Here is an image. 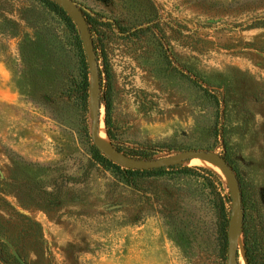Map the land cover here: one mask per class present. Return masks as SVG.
<instances>
[{
	"label": "rangeland",
	"instance_id": "1",
	"mask_svg": "<svg viewBox=\"0 0 264 264\" xmlns=\"http://www.w3.org/2000/svg\"><path fill=\"white\" fill-rule=\"evenodd\" d=\"M74 1L103 22L154 27L136 38L107 31L109 77L99 57L93 63L101 98L111 85L108 124L101 104L111 147L145 150L151 163L228 153L250 183L264 230V0ZM0 9L17 21L0 19V178H8L0 186V240L8 246L0 245V264H229L217 193L202 177L141 180L136 190L95 165L86 182L69 183L78 193L69 190L56 206L42 203L37 196L53 178L80 176L93 157L90 51L79 30L86 65L75 34L38 0H1ZM87 71L85 106L80 84ZM202 88L221 92L225 103ZM216 128L226 132V145ZM192 159L181 164L208 169ZM225 174L216 175L232 214L239 197ZM155 190L172 195L171 217L134 223L143 194Z\"/></svg>",
	"mask_w": 264,
	"mask_h": 264
},
{
	"label": "trees",
	"instance_id": "2",
	"mask_svg": "<svg viewBox=\"0 0 264 264\" xmlns=\"http://www.w3.org/2000/svg\"><path fill=\"white\" fill-rule=\"evenodd\" d=\"M1 1V0H0ZM44 6L48 7L52 12H54L57 16H59L70 28V30L75 34L76 44L79 47L81 57L83 62L86 64L87 60V51L85 49V45L83 40L81 39V34L78 29V24L74 21L73 17L69 14V12L62 6L51 0H38ZM1 10V9H0ZM216 12V11H215ZM86 21L89 25V30L92 36L94 50L102 60V65L104 66V72H107V76L109 77L108 71V63L106 60V41L108 37L107 31L117 30L119 34L127 35L128 38H136L145 34L146 32H150L153 30L152 24H148L144 27H134L124 28L121 26L118 20L112 22H103L100 20L98 15H91L84 13ZM0 13V19L6 20L9 24L13 26H17V21L8 17H4ZM258 23V22H257ZM13 31V30H12ZM87 65V64H86ZM88 70V67H86ZM89 72L87 71L83 77L81 82V99L85 106L88 104V92L90 89L89 82ZM103 80L101 79V87H103ZM204 93L211 98L216 104L219 106L221 103H225L222 100L223 95L221 92L215 90H208L207 88H202ZM111 92V85L106 82V89L103 93V98H101V104H105L106 113H107V124L108 117L110 115L111 109V100L109 99V94ZM215 134L217 137L221 136L224 144L227 143V135L226 132L220 130L218 128L215 129ZM111 140L112 135L110 130H108L107 134ZM114 148L124 156L134 159L137 161H150L152 158L148 156L147 151L138 150V151H125L120 147L113 144ZM226 162L233 169L234 173L237 176V180L239 183L240 191H241V201H242V209H243V235H244V250L245 257L247 260V264H264V230L262 227V217L261 214L256 209V206L252 200L251 196V186L248 181H246L242 175L239 173L237 166L234 164V161L227 153L225 154ZM95 165H100L104 167L106 170L113 171L117 176H119L124 184L127 186L139 190L141 180H151V181H166L167 183L175 182L179 178L183 177H202L206 180L207 185L213 190H216L217 199L219 202V211L220 216L223 220V240L225 242V248L229 249V236L228 229L230 225V199L226 196H222V181L218 178L216 173L212 172L209 168L203 167H190L184 166L183 164H174L165 167L152 168L149 170H133L126 169L113 161L109 160L97 147H94L92 160L86 166V170L80 176H67L64 174H59L57 177L53 178L50 183V190L43 188L40 190L38 194V198L43 201L42 203L48 207L56 206L57 204L63 203L64 200L68 196L69 190H75L69 186V183L82 184L86 182L87 177L91 175V168ZM8 182V178H0V186L4 183ZM76 193L79 190H75ZM221 192V193H220ZM32 194L30 197H32ZM79 198V196H77ZM145 202L138 208V215L140 218L134 223H137L140 220H145L148 217H159L163 221H168L171 217V210L168 208V204L171 203L172 195L169 192H164L161 190H155L153 192H146L143 194ZM35 198V197H34ZM78 201V200H77ZM4 228V218L0 215V237H3L2 229ZM0 245L8 248V246L0 240ZM15 260V257L12 255Z\"/></svg>",
	"mask_w": 264,
	"mask_h": 264
},
{
	"label": "water",
	"instance_id": "3",
	"mask_svg": "<svg viewBox=\"0 0 264 264\" xmlns=\"http://www.w3.org/2000/svg\"><path fill=\"white\" fill-rule=\"evenodd\" d=\"M58 5L62 7L70 8L74 11L76 15V22L78 24V29L82 32L84 31V35L87 40V45L90 51V59H91V76L93 78L94 84L93 89L95 90V106H94V112H93V121H92V140L95 144V146L111 161L118 164L119 166L126 168V169H133V170H149L152 168H158V167H165L176 164H181V162L195 158L198 156H208L214 159L218 164L221 165V167L226 171V173L231 177L233 184L235 187V194L238 195L239 200L235 202V205L232 209L231 214V220H230V226L231 230L229 233V258L228 262L229 264H236L238 259V251L237 246L235 243H233V232H236V235L234 237L241 236L243 240L244 245V235H243V209H242V201H241V191L239 187V183L237 180V176L234 173L233 169L229 166V164L226 162L224 158H222L220 155L215 153H207V152H189L179 155L170 156L164 160H162L159 163H151L153 160L150 161H131L128 159L129 162L119 158L116 155L110 154L103 146L98 142L97 139V133L99 130V123H100V116H101V87L99 83L97 82L96 75L93 69V63L95 59L97 58V55L94 50V44L92 40V36L89 30V25L86 21L84 12L80 8V6L74 1V0H51ZM82 35V33H81ZM83 40V38H82ZM84 43V40H83ZM85 45V44H84ZM86 49V47H85ZM87 51V50H86ZM115 151L120 154L116 149ZM121 155V154H120ZM126 158L125 156H123ZM127 159V158H126ZM240 216V222L239 221ZM237 227V229H235ZM245 249V248H244ZM246 256V255H245Z\"/></svg>",
	"mask_w": 264,
	"mask_h": 264
},
{
	"label": "bare ground",
	"instance_id": "4",
	"mask_svg": "<svg viewBox=\"0 0 264 264\" xmlns=\"http://www.w3.org/2000/svg\"><path fill=\"white\" fill-rule=\"evenodd\" d=\"M95 106V101H93V108ZM93 111V110H92ZM102 115V114H101ZM103 118L102 116L100 117V123H99V130L97 133V139L98 142L103 146V148H105L110 154L116 155L119 158L124 159V157H122V155L120 156V154H118L114 148L111 147L108 137H107V133L105 130V126H104V122H103ZM129 162V161H127ZM192 162L203 165L208 167L209 169H211L213 172H215L221 179L226 180V174H225V170L221 167L220 164H218L215 160H213L210 157L207 156H198L192 159ZM235 234V233H234ZM235 236V235H234ZM233 236V237H234ZM241 238V236L239 237ZM238 238V239H239ZM238 243V241H237ZM240 243V242H239ZM238 263L239 264H247V260L245 258L244 255V249H243V240L241 238V245H240V250H239V259H238Z\"/></svg>",
	"mask_w": 264,
	"mask_h": 264
}]
</instances>
